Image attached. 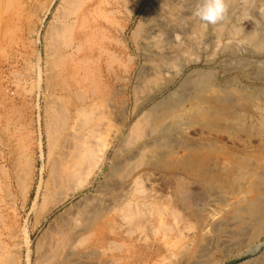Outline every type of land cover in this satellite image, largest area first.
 Returning a JSON list of instances; mask_svg holds the SVG:
<instances>
[{
	"label": "rangeland",
	"instance_id": "rangeland-1",
	"mask_svg": "<svg viewBox=\"0 0 264 264\" xmlns=\"http://www.w3.org/2000/svg\"><path fill=\"white\" fill-rule=\"evenodd\" d=\"M73 1L74 0H0V219L3 217L7 218L4 219V221L2 220L6 226H3L0 220V225L2 227L0 228V236L3 235L1 237L2 239L0 238V264H28L27 248L23 233L25 226L31 232V249H33V251L30 264H36L37 260L45 263L44 253H37V242L43 237V234H46L47 229H52L50 225L53 224L58 214L63 212L66 208H69L73 203L81 200V198L85 197L87 194L98 195L95 201H98L99 199L97 198H100V202H103L105 205L110 206L113 204L112 206H123V204H130V208L134 210L138 204L143 202V198H146V196L152 192H154V194L155 192H157L156 194H160L158 196L162 194V196L172 198L164 201V204L159 203L154 207L155 210H157L156 207L159 205H163L161 207L162 209L165 207V211L163 210L161 216H153L154 218L147 217L150 221H148L145 216H142L139 217L140 219H135V227L133 224L128 227L134 231L133 233L131 230L132 237L129 239L132 238L136 240H116L114 243L115 245L110 247L111 252L108 249V255H106V257L99 256L96 258L95 255L93 256L95 258L80 259V261H74L73 264H95V262H98L96 264H100L112 258H119V264H156V262L157 264H159L158 262H161L160 264H163V262L164 264H264V229L260 232L258 237H255L256 239L252 236L254 227H251V230L250 228L244 229L245 231L237 234L234 223L220 222L223 221L225 217L224 210L226 207H222V205L218 204H216L218 209L216 207L212 208L213 211H216L214 216L215 224H206L208 228L203 226L205 224L200 226L192 217V219L190 218L186 209L177 204L173 197L175 195L170 196L172 193H177L175 190L176 188H172L168 183V177L164 176L166 174L162 171L161 166L155 168L150 167L147 164L148 158H144L143 161L139 159L140 157L132 158L133 151L137 150L140 145L145 142H153L157 138L160 139L163 137L166 140H164L163 143L166 146H170L174 152L175 157L173 158L184 155L187 144L192 147H198L200 144L202 145L209 141L216 147L213 148V154L217 155L221 162L229 163L232 156L224 153L231 152L235 155L237 153L235 151L244 146L241 142L235 144L234 141L232 142L227 139L226 134L209 133L198 127L187 129L186 126H181L183 129L179 128L166 135L162 134L159 130L151 131L148 128L149 126L144 123L146 122L144 114L155 104L162 106L168 104L173 99V97L169 98L170 94L178 90L180 91V89L181 95L185 96V98L189 94L186 98L187 100H189V97L192 98V91L190 87L187 86L190 84L188 83V81H190L189 78H197L202 70L204 73H208L209 76H212L210 77L213 85L217 86L219 89L238 87L237 89L241 90L242 93L257 96L259 99L257 104L263 105L264 107V53L254 55H252V52L248 51H244L245 53L238 52V54L235 55H231L229 52L223 53V45L230 44L229 41L231 40L224 39L223 43L219 46L216 44L215 40L212 41L213 43L211 42V35L208 34L209 37L207 35L203 39V43H207L204 44V47L201 45L200 48H195L191 52L192 54L190 53L189 57L186 56L185 60L181 59L182 61L177 60L175 61L177 63L174 62L177 68L179 67V61L181 64L183 62L182 65H185L186 68L185 71L176 78L175 82L172 83L173 85L170 84L169 87L166 88L171 78V73L166 72L167 74L164 73L165 75H157V78L152 77V81L147 84L146 88H141L142 91L140 89L134 91L136 85L134 83L138 77L136 74H139L138 71L142 70L145 63L144 53L135 51L138 50V45L137 39L133 37L134 31L137 30L140 23H144L153 5L163 4V1H165L164 3H173L174 1L175 4H179V2L181 4L183 0H177V2L176 0H136V2L135 0H106L108 4L105 0H101V7L99 5L100 0L89 1L90 4H87V2L83 3V5L74 4ZM255 2L259 13L258 11H256L257 13L255 12V14L251 12V16L247 15L241 17L245 21L240 18V21L234 18L237 22L233 21L232 24L237 27H243L242 31L249 32L254 30L253 22L264 25V0H257ZM190 6L195 7V2ZM98 8L100 12L96 11ZM85 9L89 10L91 13L89 12L87 20L81 26V23L76 21L75 23L74 20H76V17L82 14ZM101 11L104 13L102 14ZM260 12L263 15L260 14ZM97 14L101 15V17ZM93 15L96 17L95 22H93L95 20ZM98 16L99 18H97ZM247 20L252 24L246 22ZM91 23L93 24L91 25ZM78 27L81 30H79L80 32L78 31ZM78 32L81 35H79ZM72 33L75 38L72 36ZM77 33L83 40H81L79 36V38L77 37ZM86 33L90 35L88 36ZM55 34L59 36L57 37ZM82 34L85 37V44H88L87 48L89 49V45H93H91L92 48H90V50L86 49V46L83 47L85 49L81 48L83 52L80 50V47L85 45L82 43L84 42ZM90 36L92 37L91 43ZM96 37H98L99 41H96ZM135 39L136 43H134ZM79 40H81L82 44L80 42L78 43ZM73 44H75V46ZM95 48L96 50H100V52L96 51ZM86 50L88 54L84 56ZM101 50L107 54L105 55ZM89 51H91V53H89ZM91 54L93 58L94 56L96 58L93 59ZM113 55H115V57H113ZM86 58L91 60H89V64L86 62ZM107 61H111L110 63L113 67ZM235 61L237 62L235 63ZM256 62L259 66H257ZM76 63H80L79 67L76 66ZM106 64L109 66L106 67ZM174 65H172V67ZM237 66H239V68ZM175 69L174 67L171 68L172 71ZM71 74L74 77H72ZM86 81H88V84ZM153 81H155L154 84ZM149 84L152 85L148 87ZM70 85H73V88L70 87ZM89 85L92 86L93 90L98 88L99 92L97 91V93L94 94ZM223 85L225 87H223ZM185 86L189 87V89H184ZM88 87H90L92 93H90L91 90H89ZM116 87L120 89H115ZM74 88H76L77 91H75ZM79 92L82 93L80 94ZM116 92L118 93L116 94L117 96H110ZM98 93L100 95H98ZM91 94L95 96L92 95L93 98L89 97ZM69 96L75 99L73 100ZM90 100H94L91 101V103L94 104L97 101L95 104L96 106L94 104L92 105ZM114 100L118 101L116 102ZM100 101L102 103L109 101V104L106 102V104L104 103V105H102L98 103ZM120 101L122 104L119 103ZM111 104L112 106H110ZM115 105L117 111L114 109ZM141 105L142 107L138 113L134 114L136 108ZM88 106L94 108H89ZM186 107L189 108L188 102ZM121 120L126 121L128 128L132 126L134 122L142 120L139 123V127L142 131L139 132L135 141H130L126 138L127 136L125 135H128V128L124 130V134L119 131ZM254 142L255 139L253 140V147L248 149L249 156L251 158H258L257 147ZM74 160L80 164L79 168L81 174H83V178L88 177L87 179H89L94 176V185L76 197L75 200L55 210L49 215L47 220L43 222L40 228L34 229V215L41 208L43 204L42 201L44 200L42 194H44L46 189L52 187L54 179L61 176L65 169L70 166L71 163L75 162ZM118 160L119 163H117ZM113 168L123 169L127 171V173L124 175H113ZM88 174L89 176H87ZM49 175L51 180L49 179ZM163 177H165V179ZM28 186H32L31 196H29L25 204V188ZM110 199L112 200L110 201ZM170 200H172V202ZM168 203L170 204L168 205ZM216 216H219L218 219L215 218ZM219 222L222 223L220 228L217 224ZM136 223H138V226ZM216 226L218 228H216ZM3 227H5V230ZM202 227H205V229ZM49 232L50 231H48V233ZM165 234H167L168 237L164 236ZM8 235L9 238L11 235L12 239L5 237ZM226 237L228 238L226 239ZM234 237L236 239H234ZM248 237L250 238L248 239ZM5 239L9 240L6 241ZM44 242L45 239H43L42 243ZM6 245L8 246L6 247ZM114 246L116 248L118 247V249L116 250ZM162 258L165 260L163 259L162 261ZM169 258H171V261ZM166 259L169 260L166 261Z\"/></svg>",
	"mask_w": 264,
	"mask_h": 264
},
{
	"label": "bare ground",
	"instance_id": "bare-ground-1",
	"mask_svg": "<svg viewBox=\"0 0 264 264\" xmlns=\"http://www.w3.org/2000/svg\"><path fill=\"white\" fill-rule=\"evenodd\" d=\"M70 1H72V0H70ZM89 1H93V0H74L73 3L74 4L76 3L78 5H81V4L83 5V3H87V2H88L87 4H90ZM102 1L101 0L99 1L100 7H101ZM255 1H257V0H227L228 6H229L227 18L223 22H221L215 26L205 25V24L201 23L197 18H195L192 15V9L194 7H191L190 5H192L193 2H196V0H183V2H181V4H180V2H179V4H175L174 1H173V3L172 2L164 3L165 1H163V4H159V5L157 4L156 6L153 5L154 7L152 6V8H150L151 10L148 12L147 18H146V20H144V23H140L137 30H135L133 33V37L137 39V45H138V50H135V51L143 52L144 53V61H145L144 65H143L144 67L142 68V70L138 71L139 74H136L138 77H137V80H135L136 82L134 83V84H136L134 91L135 90L137 91L138 89L141 90V88L142 89L146 88L147 84L152 81V77L157 78V75L161 76V74L163 75L166 72H170L171 78L169 79L168 85L166 87V88H168L169 85L174 83L176 78L178 76H180L185 71L186 66L182 65L183 62L181 64L180 61H182L183 59L185 60L186 56L189 57L190 53L195 48H200L201 45L204 47V44H207V43H203L204 42L203 39L208 34L211 35L210 36L212 39L211 42L213 40H215L216 44H218L219 46L221 43H223L224 39L231 40V41H229L230 44H225V46L223 45V49H222L223 53L229 52L231 55H235V54H238V52H244V51L245 52L246 51L252 52V55L264 53V25L257 23V22H253L255 27L253 25H251V26H253L254 30L252 29L253 31L249 32V31H242L243 27L240 26L241 27L240 28L239 26L237 27L236 25L232 24L233 21H236V20H234V18L235 19L237 18L239 20V18L243 19L241 17H245L247 15L251 16V14H250L251 12H253L255 14V12L258 11V13H259V10H257V5H256ZM105 2H106V0H105ZM135 2H136V0H135ZM176 2H177V0H176ZM23 6H25V5H23ZM96 11L100 12L99 8ZM89 12H90L89 10L85 9L82 14H80L78 17H76V20H74V22L76 21L78 23H81L80 25L82 26L83 23L87 20ZM103 13L104 12H102V14ZM93 14H94V12H93ZM260 14H262V13L260 12ZM97 15H99V14H97ZM99 16L101 17V15H99ZM99 16L97 18H99ZM61 18H63V17H61ZM247 18H249V17H247ZM253 18H254V16H253ZM90 20H88V21H90ZM95 21H96V17H95V20L93 22H95ZM74 22H73V25H74ZM246 22H248V20ZM248 23L252 24L250 22H248ZM92 24L93 23H91V25ZM245 24H247V23H245ZM115 25H116V23H115ZM245 27H246V25H245ZM79 30H80V28L78 29V31ZM103 32H105V31H103ZM78 33H77V37L79 35H81L80 33L78 35ZM86 34H88V33H86ZM89 35L90 34H88V36ZM72 36L74 37L73 33H72ZM82 36H83V34H82ZM96 36H97V34H96ZM208 37H209V35H208ZM208 37H207V39L209 40ZM103 38H105V37H103ZM90 39H91L90 40V43H91L92 37ZM93 39H94V37H93ZM95 39L97 41L98 37H96ZM136 39L134 40V43H136ZM81 40H83V39L81 38ZM81 40H79L78 43L79 42L81 43ZM82 43L85 44V37H84V42H82ZM96 44H94V45H96ZM73 45L75 46V44H73ZM91 45H89L90 48H92V46H93V45L92 46ZM79 46H81V45H79ZM85 46H86V49H88L87 48L88 44L86 43L84 46L80 47V50L82 52H83V50L81 48H83ZM67 47H69V46H67ZM100 47H102V46H100ZM90 48L88 50H90ZM83 49H85V48H83ZM201 49H202V47H201ZM95 50H96V48H95ZM222 50H221V52H222ZM60 51H61V49H60ZM81 51H80V53H81ZM91 51H89V53H91ZM96 51L100 52V50H98V49ZM85 52L86 53L84 56H86V54H88L87 50ZM101 52L104 53L105 55L107 54V53L103 52L102 50H101ZM92 54H91V56H92ZM249 55H251V54H249ZM71 56H73V55H71ZM88 56H90V55H88ZM97 56H98V54H97ZM138 56H139V54H138ZM90 57H87V58H90ZM103 57H104V55H103ZM113 57H115V55H113ZM92 58H93V56H92ZM94 58H96V57L94 56ZM89 60L87 59L86 62L88 63ZM98 60H99V58H98ZM98 60H97V62H98ZM100 60H102V59H100ZM109 60H111V59H109ZM116 60H115V62H116ZM177 60H180L178 62V64H179L178 68H177V65H174V62ZM83 62H85V61H83ZM86 62H85V64H86ZM107 62H109V61H107ZM236 62L237 61H235V63ZM93 63H94V61H93ZM175 63H177V62H175ZM79 64L80 63H78V64L76 63V66L79 67ZM256 64H257V62H256ZM81 65H80V67H81ZM109 65L106 64V67ZM172 65H174L173 66L174 69L175 68H177V69L172 71L171 70V68H173ZM241 65H242V63H241ZM87 66H89V65H87ZM111 66L113 67L112 64H111ZM257 66H259V65L257 64ZM237 67L239 68V66H237ZM71 68H72V66H71ZM83 68H84V66H83ZM105 69H107V68H105ZM75 70H76V68H75ZM78 70H80V69H78ZM85 70H87V69H85ZM263 70H261V71H263ZM68 73H69V71H68ZM72 74H71V76H72ZM85 74H86V72H85ZM196 74H197V72H196ZM69 75H70V73H69ZM74 75H76V74H74ZM210 76L208 73H204V71L202 70L199 73L197 78H194V79L189 78L190 81H188V83H190V84L187 86H189L190 90L192 91V98L189 97L188 98L189 100L186 99L189 94L186 96V98H185V96H182L180 93L181 89H180V91L178 90L177 92L170 94L169 98L173 97V99L168 104H166L164 106L159 105V104H155L151 109L148 110L147 113L145 112L146 114H144V119L146 122H144V123L149 126L148 128L151 131L159 130L162 134H165V135L171 131L174 132L175 130L182 128L181 126H186L187 129L198 127L200 129L208 131L209 133L215 132L217 134H220V133L226 134L228 140H230L232 142L234 141L235 144H237L238 142H241L244 145L241 147V149H237L235 151V152H237L236 153L237 155L236 154L234 155L231 152L224 153L226 155L232 156V159H231V161H229V163H225V162L223 163L220 161V159L217 157V155L213 154V148H216V147H214V144L207 141V143H203L202 145L200 144L198 147H192L189 144H187V146L185 147V154L182 155L181 157L173 158V157H175L173 150L171 149L170 146H166L163 143V141L165 139L160 136L161 137L160 139L157 138L156 140L154 139L155 141H153V142H145L142 145H140L139 147L137 146L138 147L137 150L133 151L132 158H135V157L139 158L140 157L139 159H142V161L144 158H148L147 164L150 167L155 168V167L161 166L162 171L166 174L164 176L168 177V183L171 185L172 188H174V187L176 188L175 190L177 193H175V194L169 193L170 196L175 195L173 197L176 200L177 204H179L182 208L186 209L188 211V214L190 215V218L192 217L200 226H202L203 224H205L203 226H206V224L207 225L215 224L214 216H215L216 211H213L212 208L213 207L215 208L216 204H218V205H222V207H226V209L224 210L225 211V217H224L223 221H220V222L234 223L236 226L237 234H240L243 231H245L244 229L250 228V230H251V227H254V231L253 232L251 231V232H252L253 238L256 239L255 237H258V235H260V232L264 229V107H263V105L257 104V101H259L257 96L247 95L245 93H242L241 90L237 89L238 87L233 88L230 86L231 88H227L228 87L227 86L226 87L227 89H219L217 86L213 85L212 79H211L212 76L211 77ZM72 77H74V76H72ZM74 79H76V78H74ZM118 80H120V79H118ZM256 80H258V79H256ZM76 81H77V79H76ZM77 82H79V81H77ZM87 82L88 81H86V83ZM113 82H114V80H113ZM154 82L155 81H153V84H154ZM151 85L152 84H149L148 87ZM184 85H186V84H184ZM74 86H75V84H74ZM89 86L92 89V86L91 85H89ZM187 86H185L184 89L185 88L189 89V87H187ZM70 87L73 88V85H70ZM70 87H69V89H70ZM90 87H88L89 90H91ZM93 87H94V85H93ZM223 87H225V86L223 85ZM117 88H119V87H116L115 89H117ZM74 90L77 91L76 88H74ZM92 90L90 93H92ZM129 90H131V89H129ZM79 91H80V89H79ZM97 91H98V88H95L93 90V93L96 94ZM188 92H190V91H188ZM79 93L81 94L82 92H79ZM121 93H123V92H121ZM70 94H72V93H70ZM94 94H91V96H89V97L93 98V96H95ZM116 94H118V93L117 92L113 93L110 96H113V95L115 96ZM98 95H100V94L98 93ZM67 99H68V97H67ZM71 99L74 100L75 98H71ZM192 100H193V102H192ZM91 101H94V100H90V103H91ZM114 101L117 102L118 100H114ZM121 101L119 103H121ZM167 101H169V100H167ZM106 102H108V104H109V101H106ZM106 102H104V103L106 104ZM187 102L189 104V108L186 107ZM96 103H97V101H96ZM98 103L104 105V103H102L101 101ZM158 103H160V102H158ZM91 104L93 105L94 103H91ZM142 105L138 106L136 108V111L134 112V114L138 113V111L141 109ZM83 106H85V105H83ZM110 106H112V104ZM122 106H124V105H122ZM91 107H89V108H91ZM92 108H94V107H92ZM99 108H100V105H99ZM116 108L117 107L115 105L114 109L116 110ZM76 109H77V107H76ZM122 110H124V109H122ZM85 111H86V109H85ZM122 112H120V113H122ZM117 115H119V114H117ZM117 118L119 119L118 116H117ZM148 118H149V120H148ZM122 120H121V124H120V130L119 129L118 130L123 133L124 130L128 127H127L126 121H122ZM126 120H127V118H126ZM140 121H142V120H138L137 122H134V124L128 128V133H127L128 135H125V136H127L126 138H128V140L135 141V139H137L139 132L142 131L141 128L139 127ZM121 132H120V134H121ZM117 135H119V134H117ZM159 135H161V134H159ZM55 137H56V135H55ZM121 138L123 139L122 136H121ZM254 139H255L254 143H256L255 146L257 147L258 158L257 157L251 158L249 156V150L248 149L253 147L252 144H253ZM87 151H86V153H87ZM134 152H136V153H134ZM116 153H117V151H116ZM129 156H131V155H129ZM128 160H130V159H128ZM227 160H230V159H227ZM76 161H77V159H76ZM76 161L71 163L70 166H68L65 169L64 173L62 172L63 174L61 176L55 178L54 181L52 180L53 184L48 180L52 184V187L51 188L47 187L48 189H46V190L44 188L45 191H44V194H42L43 195L42 198L44 199L42 201L43 204H42L41 208L34 215V226H33L34 229L40 228V226H42L43 222L46 221L47 218L49 217V215L51 213H53L55 210H58L60 207L65 206L68 202L75 200L76 197H78L80 194L84 193L86 190L90 189L94 185V182H95L94 176H93V178H89V179H87L88 177H86V176H85L86 178H83L82 177L83 174H81V170L79 168L80 164L77 163ZM125 161H127V160H125ZM117 163H119V160ZM123 165H124V163H123ZM61 168H63V167H61ZM125 168H127V167H125ZM110 169H111V167H110ZM124 171L125 170H123V169L113 168L112 174L113 175H124L125 173H127V171H125V172ZM93 173L96 174L95 172H93ZM87 176H89V174ZM91 177H92V175H91ZM50 178L51 177L49 175V179ZM163 178L165 179V177H163ZM44 185H46V184H44ZM191 186H195V187H191ZM31 188H32V186L31 187L28 186L25 188L26 189L25 190L26 191L25 198H24L25 204L27 203L29 196H31L30 195L31 194ZM162 190H164V189H162ZM175 190H173V191H175ZM41 191H43V190H41ZM128 191H126V192H128ZM164 191H166V190H164ZM156 193L157 192H155V194H154V192H152L149 195H147L146 198L142 197L143 202L138 204V206L134 210H132L130 208V206H131L130 204H126V205L123 204V206L125 205L124 207L118 206V205L112 206L113 204L109 206V205H105L103 202H100V198H97L99 200L95 201V198L98 197V195H96V196L94 194L85 195V197L81 198V200H79L76 203H73L69 208H66L63 212H61L60 214H58L56 216L53 224L50 225L52 229L51 230L47 229L46 234H43V237L40 238L39 241L37 242L38 243L37 253L38 254H39V252L44 253V258L46 260L45 263L43 262L44 264H49V263L73 264L74 261H80V259L95 258V257H93L95 255H96V258H98L99 256L100 257H103V256L106 257V255H108V253H107L108 249L111 252L110 247L115 245L114 243L116 240H130V241L136 240V239H132V238L129 239L130 237H132L131 230L133 231V229L128 228L132 224L135 227L134 222L136 221L135 220L136 218L138 219L139 217L145 216L146 219L148 220V218H152L153 216H159V215L161 216V213L163 212V210L165 211V209H164L165 207L163 209L161 208L163 205H159L158 207H156L157 210H155L154 207L157 206V204H159V203L164 204L165 203L164 201H167L168 199H171L172 197L169 196L170 198H168V196H162V194H161V196H158L160 194H156ZM144 197H145V195H144ZM111 200L112 199H110V201ZM101 201H102V198H101ZM170 201L172 202V200H170ZM0 202H1V200H0ZM128 203H130V202H128ZM169 204L170 203H168V205ZM219 208H220V206H219ZM219 211H221V210H219ZM172 213H173V211H172ZM220 214H221V212H220ZM2 216H4V215H2ZM221 216H222V214H221ZM218 217L216 216L215 218L218 219ZM4 219H7V218L3 217L0 220H1V223H3V226H6V224L3 222ZM176 219H178V218H176ZM144 220H145V218H144ZM148 221H150V219ZM220 222L217 223L219 225V228H220V226H222V223H220ZM136 224L138 226V223H136ZM0 228H2L1 225H0ZM3 228L5 230V227H3ZM159 228H160V226H159ZM202 228L205 229V227H202ZM206 228H208V227L206 226ZM216 228H218V227L216 226ZM6 230H9V229H6ZM48 231H50V232L48 233ZM23 233H24V238H25V240H24L25 245L27 248V261H28L27 263L30 264L31 254L33 251V249H31V247H32L31 232L25 226ZM133 233H134V231H133ZM181 233H183V232H181ZM4 234H6V233H4ZM229 234H231V233H229ZM11 235H10V238H11ZM2 236H0V238ZM164 236L168 237L167 234H165ZM5 237L9 238V235L5 236ZM12 237H14V236H12ZM227 238L228 237H226V239ZM240 238H243V237H240ZM249 238L250 237H248V239ZM43 239H45L44 243H42ZM234 239H236V238L234 237ZM5 240L8 241L7 239H5ZM242 240H244V239H242ZM229 242H231V241H229ZM1 244H2V242H1ZM7 246L8 245H6V247ZM4 249H5V247H4ZM117 249H118V247L116 248V250ZM35 253H36V251H35ZM164 258H162V261ZM118 259L112 258L109 260H105V262L103 261L100 264H119ZM169 259L171 261V258H169ZM168 260L166 259V261H168ZM43 263L39 262L38 260L36 262V264H43ZM96 263H98V262H95V264ZM158 263L160 264L161 262H158ZM156 264H157V262H156ZM163 264H164V262H163ZM170 264H172V263H170Z\"/></svg>",
	"mask_w": 264,
	"mask_h": 264
},
{
	"label": "clouds",
	"instance_id": "clouds-1",
	"mask_svg": "<svg viewBox=\"0 0 264 264\" xmlns=\"http://www.w3.org/2000/svg\"><path fill=\"white\" fill-rule=\"evenodd\" d=\"M228 9L227 0H196L192 15L205 25L215 26L227 18Z\"/></svg>",
	"mask_w": 264,
	"mask_h": 264
}]
</instances>
